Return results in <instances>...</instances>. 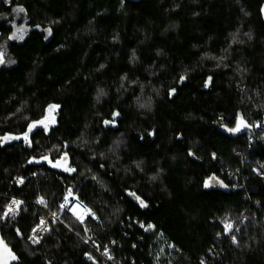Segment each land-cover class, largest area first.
I'll return each instance as SVG.
<instances>
[{"label": "trees", "instance_id": "16d2710c", "mask_svg": "<svg viewBox=\"0 0 264 264\" xmlns=\"http://www.w3.org/2000/svg\"><path fill=\"white\" fill-rule=\"evenodd\" d=\"M8 1L9 264H264V0ZM19 8L27 34L15 41ZM50 106L54 125L29 132ZM68 195L84 222L59 210ZM12 198L22 202L4 216Z\"/></svg>", "mask_w": 264, "mask_h": 264}, {"label": "built area", "instance_id": "2783aa9c", "mask_svg": "<svg viewBox=\"0 0 264 264\" xmlns=\"http://www.w3.org/2000/svg\"><path fill=\"white\" fill-rule=\"evenodd\" d=\"M4 1L6 3L9 2L8 0H4ZM14 182L16 184H21L22 180L15 179ZM66 197H67V202L65 198L62 199L59 205V210L62 212H66L73 219L79 222H84L88 214L86 207L81 202H79L77 199H71L69 195ZM13 200L20 201L16 198H12L9 204H11ZM61 205H64V207L62 208ZM13 207L15 208L16 205H14ZM49 219L57 220V217L54 216L53 214H50L49 218L42 219L45 221V225L43 226H41V221L39 222V224L32 230L30 236L28 237V242L31 246L37 247L42 244V242L44 241L48 233Z\"/></svg>", "mask_w": 264, "mask_h": 264}, {"label": "rangeland", "instance_id": "374dc122", "mask_svg": "<svg viewBox=\"0 0 264 264\" xmlns=\"http://www.w3.org/2000/svg\"><path fill=\"white\" fill-rule=\"evenodd\" d=\"M13 34L12 36L10 37L11 40H15V41H22L26 34H27V28L25 26V24L23 23H20V17H19V12L17 11L16 14H15V20L13 22ZM5 45H0V54H2V56L6 57V51H5ZM7 58V57H6ZM9 62V61H8ZM7 62V63H8ZM50 108H48L47 112H46V116L45 118L47 117V119H43L42 121H44L43 124L41 123H37V124H34V126L31 128V130L29 132H32L34 129L36 128H44V129H48L49 127L53 126L54 123H55V112H56V108H53L51 111H49ZM6 138V137H5ZM3 139L4 142H11V141H14V140H19V139H22L26 142H28V139H29V134H27V140L25 139V135L23 136H7V139ZM233 228H231L230 231H232ZM228 231V232H230ZM4 245L0 246V248H2ZM10 254L8 251H5L3 253V259L0 260V263L1 264H9L10 262Z\"/></svg>", "mask_w": 264, "mask_h": 264}, {"label": "snow or ice", "instance_id": "6c2138e0", "mask_svg": "<svg viewBox=\"0 0 264 264\" xmlns=\"http://www.w3.org/2000/svg\"><path fill=\"white\" fill-rule=\"evenodd\" d=\"M17 11H19V12H23L24 9H23V8H19V9H17ZM2 62H3L2 54H0V63H2ZM181 79H183V77H182ZM209 80H211V78H209ZM55 107H58V106H50L49 111H51V110H52L53 108H55ZM45 119H47V117H46ZM38 123L43 124L44 121H40V122H38ZM105 123H108V122L106 121ZM242 123H243V120H242V118H241L240 123L238 124L237 128H236V129H232V131H238V130H239V127H240V124H242ZM33 126H34V125H30V126H29V131L31 130V128H32ZM5 139H7V137H6ZM25 139L27 140V134L25 135ZM58 165H59V162H57V165H54V166H58ZM66 170H68V171H73V169H66ZM207 186H209V182L206 181V182H205V187H207ZM69 194H70V193H69ZM137 199H139V198L137 197ZM65 200H66V202H67V197H65ZM38 202L41 203V204H44V203H45V201L43 200V198H41ZM20 203H21L20 201L13 200V201L11 202V204L7 205V210L4 212V216H7L9 213H12V214L14 215V214H15V209H14L13 206H14V205L18 206ZM140 203H141V206H142V207L146 206V205L144 204L143 201H140ZM61 207L63 208L64 205H61ZM53 215L55 216V213H53ZM43 225H45V221H44V220H41V226H43ZM149 227H152V226L149 225ZM231 228H232V225H231V224H226V225H225V230H226V231H230ZM34 231H35V230H34ZM34 242H35V241H34ZM233 242H235V237H233ZM2 245H3V242L0 241V246H2ZM5 251H9V250H7L6 246H3L2 248H0V260L3 259V253H4ZM9 254H10V251H9ZM12 258L15 259L14 256H13Z\"/></svg>", "mask_w": 264, "mask_h": 264}, {"label": "water", "instance_id": "95a60500", "mask_svg": "<svg viewBox=\"0 0 264 264\" xmlns=\"http://www.w3.org/2000/svg\"><path fill=\"white\" fill-rule=\"evenodd\" d=\"M127 1L134 2V3H138V2H140L141 0H127ZM2 59H3V56H2ZM0 64H1V63H0ZM263 128H264V123H263Z\"/></svg>", "mask_w": 264, "mask_h": 264}]
</instances>
